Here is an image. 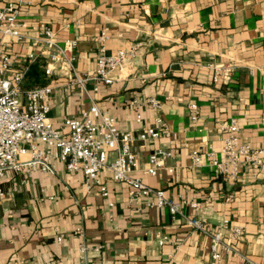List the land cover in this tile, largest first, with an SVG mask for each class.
<instances>
[{"label": "crops", "instance_id": "crops-1", "mask_svg": "<svg viewBox=\"0 0 264 264\" xmlns=\"http://www.w3.org/2000/svg\"><path fill=\"white\" fill-rule=\"evenodd\" d=\"M7 2L19 0L0 6ZM18 20L20 38L4 35L3 49L16 64L34 54L24 62L22 87L53 85L47 119L55 127L68 131L64 119L87 111L90 98L115 117L118 130L136 137L162 118L164 134L131 145L135 175L162 189L180 212L150 206L153 196L130 201L125 184L107 170L98 176L106 197L98 185L87 191L82 172L58 160L52 173L8 171L0 179V264H214L207 236L187 224L193 217L207 227L223 218L242 226L232 245L264 262V152L258 167L242 163L234 181L216 177L204 155L220 156L221 124L231 119L241 141L264 151V0H30L20 5ZM44 25L59 41L75 40L81 77L93 73L101 46L107 54L138 47L111 84L88 80L83 89L57 68L46 72L48 50L34 43ZM34 69L40 73L32 77ZM151 97L158 108L145 103ZM157 148L171 153L164 163L172 172L144 173ZM193 151L203 160L197 167ZM82 242L99 248L82 255ZM216 264L240 263L226 253Z\"/></svg>", "mask_w": 264, "mask_h": 264}, {"label": "built area", "instance_id": "built-area-1", "mask_svg": "<svg viewBox=\"0 0 264 264\" xmlns=\"http://www.w3.org/2000/svg\"><path fill=\"white\" fill-rule=\"evenodd\" d=\"M29 2L30 0H19V3L7 2L0 6V179L8 171H19L22 167L26 169L27 174L37 168L45 173H52L51 161L58 160L64 163L68 171L82 172L83 184L87 191L98 185V193L104 197L108 196V189L98 178L102 170H107L114 181L125 184L130 201L153 196L154 200L149 202L150 206H167L172 215L179 213V205L169 200L162 189L152 188L135 175L138 166L131 145L136 138L155 139L164 134L166 129L160 116H156L153 125L136 137L129 131L118 130L115 117L99 109L96 102L90 98L91 103L87 111L79 116L64 119L68 128V131L64 132L47 119L53 85L22 87L27 71L24 62L34 60L35 56L29 54L22 62L16 64L13 57L4 51L2 37L9 35L20 38L18 10L20 5ZM40 33L41 37L35 39L34 43L41 41L48 50L46 72L51 73L57 68L72 83L80 85L83 89L88 80L111 84L113 72L124 64L138 47L136 44L131 49H118L107 54L101 46L93 73L81 77L74 66L75 40L59 41L55 32L45 25L41 27ZM105 38L104 33L97 37L100 41ZM145 103L151 107H159L157 99L153 97ZM135 120L140 122L141 115L137 114ZM221 126L225 135L219 150L220 156H216L212 150L204 155L216 177L234 181L239 175L242 163L252 167L261 165L264 151L241 141L239 127L234 119L223 122ZM110 153H114L112 159H109ZM169 155V151L161 148L152 150L148 155L149 166L143 170L144 173L155 175L161 169L172 172V167L164 163V157ZM22 156H27V160L22 162ZM190 156L193 166L202 164L201 153L193 151ZM0 198H4L1 189ZM108 205L112 206V203ZM186 221L192 228L207 236L212 263H218L226 253H232L240 264H264L253 261L232 245L230 240L238 239L245 232L242 226L230 224L225 218L213 227H207L203 219L193 217ZM165 240L166 237L162 236L158 243L161 245ZM91 248L97 250L99 247H90L82 242L78 250L85 255Z\"/></svg>", "mask_w": 264, "mask_h": 264}, {"label": "trees", "instance_id": "trees-1", "mask_svg": "<svg viewBox=\"0 0 264 264\" xmlns=\"http://www.w3.org/2000/svg\"><path fill=\"white\" fill-rule=\"evenodd\" d=\"M38 73H40V71H38V69H34V71L31 72L30 76H35L36 74L38 75Z\"/></svg>", "mask_w": 264, "mask_h": 264}]
</instances>
